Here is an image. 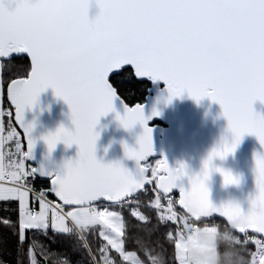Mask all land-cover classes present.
Here are the masks:
<instances>
[{
    "label": "snow or ice",
    "instance_id": "snow-or-ice-1",
    "mask_svg": "<svg viewBox=\"0 0 264 264\" xmlns=\"http://www.w3.org/2000/svg\"><path fill=\"white\" fill-rule=\"evenodd\" d=\"M85 4L65 0L59 23L67 43L53 49L40 37L36 23L45 11L41 0H0V103L6 105L0 109V133L9 130L0 147L21 135L13 124L26 140V150L20 139L14 140L8 163L0 156V202H6L0 224L16 237L15 264H85V255L87 264H155L157 258L166 264L164 242L174 244L175 261L186 264L193 233L214 232L220 226L217 215L224 218L222 228L239 238L247 264H264V154H254L256 190L247 211L234 202L214 205L208 187L214 173L225 187L239 185L240 177L215 162L234 154L245 136L256 137L264 148V115L254 109L256 102L264 104V0H95L115 26L111 41L93 37ZM209 20L215 25L212 31L206 27ZM149 21L158 24L157 31H143ZM13 54H26L20 60L30 58V65L17 67ZM126 75L141 78L140 83L164 82L169 103L187 93L197 104L204 99L218 104L231 140L222 137L194 175L184 164L170 167L166 158L156 160L155 167L142 165L155 155L149 120L159 113L147 116L144 105L124 103ZM49 88L68 106L73 127L60 125L41 139L49 153L61 143L75 145L77 157L58 171L43 164L26 170L36 141L25 112ZM117 101L124 106V114L116 115L120 126L142 129L136 147L123 144L125 158L136 163L134 171L96 156V128L101 117L115 111ZM40 177H47L50 187L48 181L33 187ZM142 206L155 211L156 224L140 211ZM125 210L144 228L130 233ZM8 212H16L17 219ZM159 226H166L164 242L153 239ZM90 236L99 241L95 247ZM40 237L53 245L62 239L74 243L54 253ZM129 239L134 250H126ZM78 251L81 258L74 260Z\"/></svg>",
    "mask_w": 264,
    "mask_h": 264
},
{
    "label": "water",
    "instance_id": "water-1",
    "mask_svg": "<svg viewBox=\"0 0 264 264\" xmlns=\"http://www.w3.org/2000/svg\"><path fill=\"white\" fill-rule=\"evenodd\" d=\"M13 55L17 58L26 56V54ZM126 67L130 68L131 66ZM137 79L140 81L141 78ZM143 82L151 84L146 100L142 103L145 107V114L151 116L153 111H156L159 115L153 116L149 120V127L153 129L155 155L143 161L142 165H146L153 159L166 158L170 167L175 168L184 164L190 174L199 173L203 160L211 149L220 143L221 138L231 140L230 133L226 132L227 121L222 115L220 106L208 99L197 104L188 97L187 93L169 103V94L164 82H153L151 79H145ZM124 103L127 104L125 101ZM114 107V112L100 118L96 128L100 134L96 143V156L103 163L120 162L129 171H134L136 163L125 158L123 144L127 143L130 147H136V137L142 129L139 125L130 131L123 129L117 121L116 115L124 114V106L117 101L114 103ZM254 109L264 115V104L256 102ZM25 120L34 124L32 137L36 141L33 152L34 159L26 160L28 163L34 167L43 164L49 169H62L67 161L76 159L77 148L75 145L66 147L61 143L49 153L47 145L41 139L49 132H54L60 125L69 129L73 127L68 106L54 95L51 88L41 93L37 106L26 110ZM16 126L22 133V129L18 125ZM24 142L26 148V140ZM256 153L264 154V148L261 147L256 137L245 136L234 154L224 161L215 162L217 166L240 177V183L225 187L222 177L218 173H214L208 181L210 200L214 205L220 206L234 202L239 203L242 209L247 211L249 199L256 190L253 171L254 154ZM40 178L48 180L47 177ZM185 185L187 186L186 181ZM174 193L178 196V190H174ZM177 208L183 211L178 204ZM216 219L225 223L224 218L218 215Z\"/></svg>",
    "mask_w": 264,
    "mask_h": 264
},
{
    "label": "clouds",
    "instance_id": "clouds-1",
    "mask_svg": "<svg viewBox=\"0 0 264 264\" xmlns=\"http://www.w3.org/2000/svg\"><path fill=\"white\" fill-rule=\"evenodd\" d=\"M41 4L45 11L36 20L39 35L53 49H59L67 43L66 32L59 23L65 16V0H41ZM84 15L96 40L111 41L115 26L103 17L95 0H86ZM158 27V24L149 21L143 25V31L153 33ZM206 27L212 31L214 22L209 20ZM193 240L195 243L189 245L186 251V264H247L239 238L227 228L216 226L214 232L200 229L193 233ZM155 264H164V261L157 258Z\"/></svg>",
    "mask_w": 264,
    "mask_h": 264
},
{
    "label": "trees",
    "instance_id": "trees-1",
    "mask_svg": "<svg viewBox=\"0 0 264 264\" xmlns=\"http://www.w3.org/2000/svg\"><path fill=\"white\" fill-rule=\"evenodd\" d=\"M14 64L19 68H23L26 65H30V61H29V59L20 60V58H17V60L14 61ZM23 75H24V73L21 72L20 76L22 77ZM13 78H19V77H13ZM150 88H151L150 83H148V82L140 83L139 80L134 75H132L131 77H128L126 75V78H125L124 83H123V91L121 94V98L129 106H134L137 103L142 104L145 102L146 96L148 94V90ZM2 107L5 108L6 105L2 104ZM3 119L5 120V122L7 121L6 117ZM13 127L15 128L17 133L21 134V135H19V137H20V140L22 142V150H26L24 138L22 137V133L20 132V130L18 129V127L15 124H13ZM5 130L9 131L7 129V127H5ZM156 160H158V159H153V160L149 161L146 165H148L150 167H155L156 166V163H155ZM25 163H26V166L28 168L34 167L30 163H28L26 160H25ZM40 181H48V180L38 178V180L35 181L32 186L37 187V188L41 187ZM47 187H50V181H48ZM150 195H151V193H150ZM49 197L51 199L53 198L52 195H50ZM5 203L6 202H0V220H2L3 217L6 215L4 208H3V205ZM140 211L143 214L150 217L152 224H156V213L154 210H152L150 208H142V209H140ZM7 215L10 216V218L12 220L17 219V213L16 212H8ZM124 217H125V220L128 224V228H129L130 233L136 232L138 226L141 229L144 228V225L139 224L135 220V218L131 217L127 210L124 211ZM159 227H160V231L153 233V239H156L159 237V239L162 242H164L165 241L164 232H165L166 226H159ZM49 231L51 232V230H49ZM40 239L43 241V243L45 245H47L49 248H51L54 253H59L65 249H68L74 243V241L72 239H62L57 244L53 245V243L47 237H40ZM89 240H90V242H92L93 247H95L96 244L99 242L98 240L92 241L91 236L89 237ZM15 249H16V237L8 229H6L2 224H0V264H15ZM126 250H134L133 243L130 239L128 240V242L126 244ZM163 254H164L166 264H178V262L175 261L174 244L164 242V253ZM138 255H139V253H138ZM73 258H74V260L80 259L81 253L78 251L74 255ZM83 260H84L85 264H87V256L86 255L83 256Z\"/></svg>",
    "mask_w": 264,
    "mask_h": 264
},
{
    "label": "crops",
    "instance_id": "crops-1",
    "mask_svg": "<svg viewBox=\"0 0 264 264\" xmlns=\"http://www.w3.org/2000/svg\"><path fill=\"white\" fill-rule=\"evenodd\" d=\"M1 109H3L2 107V103H1ZM17 132V131H16ZM3 137H6L8 134V131L4 130L3 133H1ZM1 137V139L3 138ZM15 139H20L19 135L14 137ZM14 140L13 141H6L3 145V147H0V156H3V163H6V161H9V156L7 155V153H11L13 152V148L15 146L14 144ZM13 158V156L11 157V159ZM26 166V165H25ZM28 169V167H26Z\"/></svg>",
    "mask_w": 264,
    "mask_h": 264
},
{
    "label": "built area",
    "instance_id": "built-area-1",
    "mask_svg": "<svg viewBox=\"0 0 264 264\" xmlns=\"http://www.w3.org/2000/svg\"><path fill=\"white\" fill-rule=\"evenodd\" d=\"M0 183H3V182H0ZM34 187V186H33ZM35 188H37V187H35ZM40 188V187H39ZM39 188H37V189H39ZM150 195V194H149ZM49 199H51L50 197H49ZM175 199H177L176 198V196H175ZM162 204H166V201H163L162 200ZM176 207V206H175ZM142 208H149V207H147V206H142L140 209H142ZM151 209V208H150ZM176 210L178 211V213H182V211H180L179 209H177V207H176ZM216 221H217V223L221 226V227H223L224 226V222L223 221H221V220H217L216 219ZM210 226V225H209ZM254 250V249H253Z\"/></svg>",
    "mask_w": 264,
    "mask_h": 264
},
{
    "label": "rangeland",
    "instance_id": "rangeland-1",
    "mask_svg": "<svg viewBox=\"0 0 264 264\" xmlns=\"http://www.w3.org/2000/svg\"><path fill=\"white\" fill-rule=\"evenodd\" d=\"M0 109H1V103H0ZM1 137H3L2 136V134L0 133V139H1ZM13 148V150L15 151V146L14 147H12ZM13 151V152H14ZM12 153V152H11ZM11 160H13V161H18L19 160V157L18 156H13V158L11 159ZM9 162V161H8ZM7 161H6V163H8ZM25 165H26V163H25ZM27 167V166H26ZM30 168H26V170H29Z\"/></svg>",
    "mask_w": 264,
    "mask_h": 264
},
{
    "label": "flooded vegetation",
    "instance_id": "flooded-vegetation-1",
    "mask_svg": "<svg viewBox=\"0 0 264 264\" xmlns=\"http://www.w3.org/2000/svg\"><path fill=\"white\" fill-rule=\"evenodd\" d=\"M0 63H2V61L0 60ZM151 168V167H150Z\"/></svg>",
    "mask_w": 264,
    "mask_h": 264
}]
</instances>
